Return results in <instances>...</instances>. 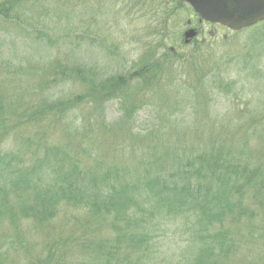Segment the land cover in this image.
<instances>
[{"label": "trees", "instance_id": "trees-1", "mask_svg": "<svg viewBox=\"0 0 264 264\" xmlns=\"http://www.w3.org/2000/svg\"><path fill=\"white\" fill-rule=\"evenodd\" d=\"M20 1L0 0V23L25 31ZM259 25L251 31L261 45ZM156 48L148 44L130 68L104 74L72 53L43 62L28 41L0 37V264H242L236 255L248 243L245 264L263 263L264 114L211 110L223 93L236 102L243 92L229 78L236 59L201 68L191 56L178 76V53L159 57ZM246 70L253 84L260 70ZM109 103L118 107L109 112ZM145 108L155 110V126L139 121ZM116 135L141 151L138 164L102 161L100 141L116 144ZM181 221L189 225L183 234ZM165 250L189 255L172 262Z\"/></svg>", "mask_w": 264, "mask_h": 264}, {"label": "rangeland", "instance_id": "rangeland-1", "mask_svg": "<svg viewBox=\"0 0 264 264\" xmlns=\"http://www.w3.org/2000/svg\"><path fill=\"white\" fill-rule=\"evenodd\" d=\"M170 6L171 0H21L19 9L15 12L22 19H26L31 26L27 28V25H24L27 30L23 31L14 24V20H11V23L1 22L0 37L3 35L8 40L16 39L17 43L22 39L28 41L32 49L40 51L38 57L42 55L43 62L64 61L69 53H72L77 63L98 65L99 71L104 74L107 71L130 68L132 62L138 60L144 53L148 44L157 45L154 53L159 57L163 56L167 49H174L173 52L178 53L182 62L177 61L180 63L173 65V71L178 76L185 73V68L191 61L185 62L191 56L200 61L198 66L201 68H212L220 60L236 59L238 63L230 68L229 78L240 79V83L245 85L239 100L232 102L228 95L223 93V96L217 99V103L213 102L210 108L213 112L227 115L228 118L234 117L238 107L243 108L250 117L253 116V111H256L257 117L263 115L264 42L259 45L260 42L254 39V37L260 39V34L251 31L252 27L233 31L206 20L200 22L198 16H194L189 6L184 3L181 8ZM190 21L191 24H189ZM190 26L198 30V35L185 45L184 33ZM11 28L15 30L7 32ZM257 29L262 31L264 25H259ZM66 31L79 32L83 37L79 40L74 37L65 40L61 36ZM158 46L162 47L158 48ZM21 52L20 49L19 53ZM169 56L173 57L170 54ZM252 61L253 64H251ZM226 66V64L223 65V67ZM246 66L260 70V73L254 71L259 73L253 80L254 85L248 82L246 75H249V70H246ZM193 74H195L194 68L190 75ZM108 106L109 112H113L118 104L109 103ZM180 106L185 109L186 114L191 111L185 102ZM170 108L174 107L171 106L168 109ZM149 111L155 112L153 108H145L139 113L138 119L141 123H149L150 127L155 126L158 122L157 115ZM186 118L193 119L190 114ZM56 133L58 136L61 131L56 130L53 134L56 135ZM112 141L116 144L100 141L97 148L106 165L111 162L126 163L131 157L137 161V164L139 163L141 151L130 152L129 145H125L129 141L119 144L121 138L117 135L110 138L109 142ZM5 143L7 147H13L11 140ZM114 145H125V149H115ZM29 163L30 158L24 157V166L26 167ZM181 226L179 231L183 234L189 225L186 226L181 221ZM172 231L173 228H170V232ZM35 238L31 236L28 239L29 243H32ZM163 239L166 238H160L157 244L167 247L169 243ZM0 241L2 243L3 239L1 238ZM244 246L242 252H239L241 255H236V259L241 260L242 264L246 263V249H251L250 243ZM260 248L256 251L264 250V246L261 245ZM184 250L174 255L170 254V250L168 252L165 250L163 255L171 257L172 262L178 259L182 261L189 255L184 253ZM29 252L34 253L31 249ZM16 257L20 259L19 254ZM257 258L259 257L251 259ZM259 259H262L263 263L258 264H264V255Z\"/></svg>", "mask_w": 264, "mask_h": 264}, {"label": "water", "instance_id": "water-1", "mask_svg": "<svg viewBox=\"0 0 264 264\" xmlns=\"http://www.w3.org/2000/svg\"><path fill=\"white\" fill-rule=\"evenodd\" d=\"M202 19L238 31L264 21V0H185ZM190 29L188 33H194Z\"/></svg>", "mask_w": 264, "mask_h": 264}, {"label": "flooded vegetation", "instance_id": "flooded-vegetation-1", "mask_svg": "<svg viewBox=\"0 0 264 264\" xmlns=\"http://www.w3.org/2000/svg\"><path fill=\"white\" fill-rule=\"evenodd\" d=\"M184 4H187L189 6V8L192 10V13L194 16H198L200 22L205 21L204 19H202V17L199 14L195 13L194 9L191 7V5L189 3L184 1ZM207 22H209V21H207ZM189 24H191V21ZM190 29H195V28H193V26H190L189 28L186 29L187 31H185V33H184V44L185 45L188 44L190 41H192L198 35V30H196V29H195V31H196L195 34L194 33H188V31ZM172 50L174 51V49H172Z\"/></svg>", "mask_w": 264, "mask_h": 264}]
</instances>
